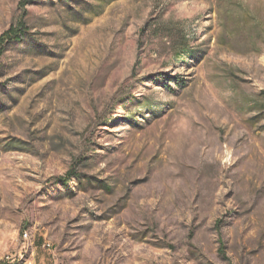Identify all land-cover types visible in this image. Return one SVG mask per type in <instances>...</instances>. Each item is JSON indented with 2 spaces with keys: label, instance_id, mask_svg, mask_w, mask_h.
Wrapping results in <instances>:
<instances>
[{
  "label": "rangeland",
  "instance_id": "374dc122",
  "mask_svg": "<svg viewBox=\"0 0 264 264\" xmlns=\"http://www.w3.org/2000/svg\"><path fill=\"white\" fill-rule=\"evenodd\" d=\"M20 22L0 264H264V0H0Z\"/></svg>",
  "mask_w": 264,
  "mask_h": 264
},
{
  "label": "trees",
  "instance_id": "16d2710c",
  "mask_svg": "<svg viewBox=\"0 0 264 264\" xmlns=\"http://www.w3.org/2000/svg\"><path fill=\"white\" fill-rule=\"evenodd\" d=\"M25 26L23 23H19L17 25L10 26L7 30H5L0 35V57L2 56L3 52L5 51L6 44L17 41L22 35L25 33ZM70 174V173H68ZM70 179H63L64 182H68Z\"/></svg>",
  "mask_w": 264,
  "mask_h": 264
},
{
  "label": "built area",
  "instance_id": "2783aa9c",
  "mask_svg": "<svg viewBox=\"0 0 264 264\" xmlns=\"http://www.w3.org/2000/svg\"><path fill=\"white\" fill-rule=\"evenodd\" d=\"M23 237L25 238V233L23 232ZM44 246L45 247H50V244L49 243H44Z\"/></svg>",
  "mask_w": 264,
  "mask_h": 264
},
{
  "label": "bare ground",
  "instance_id": "6f19581e",
  "mask_svg": "<svg viewBox=\"0 0 264 264\" xmlns=\"http://www.w3.org/2000/svg\"><path fill=\"white\" fill-rule=\"evenodd\" d=\"M25 233V238H27L28 237V233L27 232H24Z\"/></svg>",
  "mask_w": 264,
  "mask_h": 264
}]
</instances>
